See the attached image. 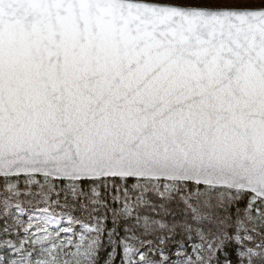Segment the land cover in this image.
I'll return each mask as SVG.
<instances>
[{
	"label": "snow or ice",
	"instance_id": "6c2138e0",
	"mask_svg": "<svg viewBox=\"0 0 264 264\" xmlns=\"http://www.w3.org/2000/svg\"><path fill=\"white\" fill-rule=\"evenodd\" d=\"M178 229L264 264V6L0 0V264H166Z\"/></svg>",
	"mask_w": 264,
	"mask_h": 264
},
{
	"label": "trees",
	"instance_id": "16d2710c",
	"mask_svg": "<svg viewBox=\"0 0 264 264\" xmlns=\"http://www.w3.org/2000/svg\"><path fill=\"white\" fill-rule=\"evenodd\" d=\"M234 7H247V8H259L264 6V0L252 1L246 3H237L233 5ZM159 218V217H157ZM171 217H167V220H170ZM165 221V222H166ZM166 230H161V235L165 234ZM11 238V237H9ZM106 243V241H104ZM256 243H259L257 240ZM158 244V241H154V248ZM201 244V241L196 235L195 232L188 233L182 230H176L174 233L167 235L166 243L159 245L163 249V254L159 251H153L151 255L155 260L166 259V264H183L184 260H187L191 257L193 260L196 259V253L193 251L198 245ZM249 243V247H251ZM142 251H147V247L141 249ZM243 245H237L234 241L230 242L225 250V254L230 256L232 264H238L239 260L242 259L239 256V251H243ZM111 251V248H105L102 252V255H106L107 252ZM217 255L220 257V262L223 264V255L218 251ZM139 259V257H137ZM246 259V258H245ZM116 264H119V260L116 261Z\"/></svg>",
	"mask_w": 264,
	"mask_h": 264
},
{
	"label": "rangeland",
	"instance_id": "374dc122",
	"mask_svg": "<svg viewBox=\"0 0 264 264\" xmlns=\"http://www.w3.org/2000/svg\"><path fill=\"white\" fill-rule=\"evenodd\" d=\"M252 1H259V0H220V3L227 4L228 6H233L234 4H237V3L241 4V3L252 2Z\"/></svg>",
	"mask_w": 264,
	"mask_h": 264
}]
</instances>
